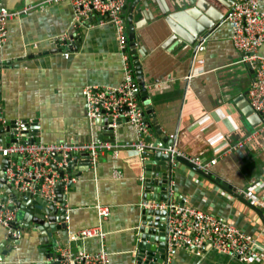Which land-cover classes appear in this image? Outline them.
<instances>
[{
  "label": "crops",
  "instance_id": "0c3cea01",
  "mask_svg": "<svg viewBox=\"0 0 264 264\" xmlns=\"http://www.w3.org/2000/svg\"><path fill=\"white\" fill-rule=\"evenodd\" d=\"M43 1L0 0V8L11 10L41 5L8 22L7 41L0 48L1 107L6 121L35 123V137L46 143L135 140V129L127 120L120 121L110 134L102 123L87 116L84 88L115 86L124 79L114 25L96 15L89 26L82 25L76 31L69 2ZM187 1L127 0L125 4L129 27L136 33L130 42L135 78V62H139L146 86L156 84L155 91L146 87L152 100L149 105L142 88L138 90L140 104L149 126L153 118L146 110L152 105L161 128L176 138L174 149L190 159L212 161L209 171L215 180L182 161H174V199L230 220L258 236L264 245V216L236 193V188L253 184L264 194V132L254 147L239 145L262 126L261 117L247 98L255 71L234 45L229 19L213 23L214 30L194 53L186 36L193 37L209 12L196 10ZM259 3L264 10V0ZM218 7L216 19L224 13ZM73 32L77 35L73 49L54 43ZM45 51L48 53L41 54ZM259 52L264 55V43ZM150 133L148 142L154 146L159 137L154 128ZM33 135L29 132L24 139ZM4 159L0 153V173ZM75 168L86 170L77 173L72 187L66 188L67 227L53 233L58 253L62 247L97 252L104 244L110 253L109 264H133L136 232L143 216L140 203L145 199L146 172L141 154L133 148H119L117 153L100 155L94 166L79 162ZM65 178L69 180L68 175ZM153 180H160L159 171ZM154 189L160 187L156 184ZM97 205L108 206L110 213L101 217ZM97 226L106 232L103 241L80 236L81 230ZM7 233V227L0 224V264L57 263V257L51 256L54 244L50 236L27 229L16 244L4 241ZM168 264H264V252L244 263L211 247L200 255L177 248Z\"/></svg>",
  "mask_w": 264,
  "mask_h": 264
},
{
  "label": "built area",
  "instance_id": "2783aa9c",
  "mask_svg": "<svg viewBox=\"0 0 264 264\" xmlns=\"http://www.w3.org/2000/svg\"><path fill=\"white\" fill-rule=\"evenodd\" d=\"M67 1L73 9L72 26L79 30L84 22L94 14L100 15L106 22H110L116 29L119 48L122 51L124 79L115 86L102 87L88 85L84 88L87 116L90 120L107 118L109 126L116 128L120 121L127 120L136 132V139L122 143L111 141H61V142H24L13 143L7 147L0 146V153L9 158L6 170L8 183L14 184L16 190L24 193L40 195L53 201L56 198L55 187L60 180L58 172L53 170V164L59 162L55 155L61 154L64 159L70 152L88 153L91 165L94 166L100 155L112 151L117 153L119 148L136 149L145 160L154 148L146 138L151 134L149 122L145 118L140 98L136 90L135 70L131 60V45L129 39V22L125 15L127 0H44L43 4ZM41 5L29 4L22 9L0 8V48L8 37V22L22 16L28 11ZM232 24V41L237 49L244 53V61H248L255 71L254 81L247 93L251 109L261 117L262 126L250 134L240 146L254 147L258 136L264 132V55L259 52L264 43V10L259 0H235L233 11L229 17ZM76 30V31H77ZM75 31V32H76ZM74 32L54 40L60 47L73 49L77 39ZM205 46H202L203 49ZM66 56L69 53L66 52ZM156 84L149 86V91H155ZM185 156L174 147H168L165 152ZM55 158V161L52 160ZM199 169L209 171L212 161L199 158H188ZM52 167V168H51ZM51 174V176H50ZM236 193L244 197L252 206L264 210V194L258 193L251 184L246 188H236ZM142 209L168 210L167 241L169 250L184 248L200 255L209 247L223 254L237 257L244 263L262 256L264 245L258 236L252 235L236 226L228 219H224L213 212L199 209L189 203L171 201L143 200ZM101 217L110 213L108 206L97 205ZM17 219V213L0 198V224L9 228L12 221ZM67 219V216H66ZM106 232L102 226L90 227L80 231V236L100 237L104 240ZM59 264H109L110 253L102 245L97 252H74L70 248L62 247Z\"/></svg>",
  "mask_w": 264,
  "mask_h": 264
},
{
  "label": "water",
  "instance_id": "95a60500",
  "mask_svg": "<svg viewBox=\"0 0 264 264\" xmlns=\"http://www.w3.org/2000/svg\"><path fill=\"white\" fill-rule=\"evenodd\" d=\"M154 1V0H151ZM235 0H188V5H194L196 10L209 12L208 19H203L202 26L193 34V37H187V42L191 44L194 49V53L199 49L200 44L207 38V36L214 30V25L220 24L229 19L233 11V4ZM220 5L224 10L223 16L220 19H216L215 14L220 12L218 7ZM126 8V7H125ZM96 19L94 14L91 19H87L84 25L89 26L91 20ZM130 22V21H129ZM131 24V22H130ZM80 28V27H79ZM78 31V30H77ZM129 39L133 41L136 38V33L129 27ZM74 37V34L72 35ZM183 36V35H182ZM57 51V50H55ZM45 51L41 54H47ZM2 62L0 61V65ZM137 67V81L136 90L142 88L143 99L146 100V104L151 103L149 97V91L146 89V81L143 77V71L139 62H135ZM134 64V65H135ZM251 66V65H250ZM1 78L0 73V146L7 147L13 143H24L40 141L39 138L35 137L38 131V125L33 123L30 125L28 121L19 122L17 119H11L6 121V113H4L1 107ZM149 97V99H147ZM153 118L150 123V129L154 128L158 134V140L154 143V148L148 153L147 158L144 160V167L146 172V178L144 183V197L145 199L153 200H164L171 201L174 199L172 195V170L174 161H182L185 165L193 168L202 175L214 179L210 171L199 169L193 162L187 157L173 154L172 151L165 152L168 147L175 145V139L167 135L161 128L162 123L159 122L158 115L154 112L153 107L146 110ZM99 123L104 125V129L111 132L115 128L109 126V120L107 118L98 120ZM30 134V139H24ZM149 141V136L146 138ZM155 150V151H154ZM59 162L65 160L66 164L59 166L58 163L53 164V170L58 172L60 180L57 182L55 187L56 198L53 201L46 200L40 195L35 196L34 194L24 193L16 190L14 184L8 183L6 178V170L9 166V158L5 157L2 172L0 173V198L9 203V206L18 212L17 219L12 221L9 225L7 238L5 242L15 241L19 244L20 236L27 229L31 232L40 231L42 235L50 236L53 242V253L51 256L59 257L58 253L59 246L56 243L54 232H59L67 227L66 216H67V191L66 188H70L73 185L72 179L76 178V174L86 169H79L77 171L75 166L81 162L83 165L90 166V155L88 153H76L70 152L64 159L61 154L55 155ZM157 171H159L160 180L154 183V177H156ZM80 174V173H79ZM68 175L67 180L65 177ZM51 176V174H50ZM215 180V179H214ZM218 181V180H217ZM223 181H219L222 183ZM156 184L160 187L159 190H155ZM227 187L228 184H224ZM243 198L242 196H240ZM246 200V199H245ZM247 201V200H246ZM248 202V201H247ZM249 203V202H248ZM263 216L264 210L255 207ZM169 211H159L151 209L142 210V218L140 225L136 232V251L133 255V264H168V260L171 254L177 248L169 250L167 235V215ZM52 233V236L50 235ZM2 259V258H1ZM59 262L54 264H58ZM52 264V263H51Z\"/></svg>",
  "mask_w": 264,
  "mask_h": 264
},
{
  "label": "flooded vegetation",
  "instance_id": "af4514ba",
  "mask_svg": "<svg viewBox=\"0 0 264 264\" xmlns=\"http://www.w3.org/2000/svg\"><path fill=\"white\" fill-rule=\"evenodd\" d=\"M144 200H153V199H144ZM173 200V199H172ZM143 201V200H142ZM158 201H164V200H158ZM161 211V210H159ZM162 211H166V210H162ZM168 211V210H167Z\"/></svg>",
  "mask_w": 264,
  "mask_h": 264
}]
</instances>
